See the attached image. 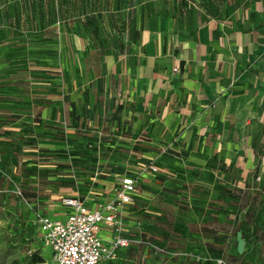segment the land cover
Returning a JSON list of instances; mask_svg holds the SVG:
<instances>
[{
    "label": "rangeland",
    "instance_id": "374dc122",
    "mask_svg": "<svg viewBox=\"0 0 264 264\" xmlns=\"http://www.w3.org/2000/svg\"><path fill=\"white\" fill-rule=\"evenodd\" d=\"M39 1L0 0V264H53L50 249L25 252L26 206L106 201L123 175L138 183L123 221L129 243L103 264H264V199L242 195L227 175L147 156L148 142L110 125L114 106L100 103L99 81L86 88L87 120H60L62 102L67 123L79 118V105L77 116L67 110L74 73L125 52L139 15L197 6L222 20L247 0H44L42 14ZM74 38L94 56L85 67L74 60Z\"/></svg>",
    "mask_w": 264,
    "mask_h": 264
},
{
    "label": "crops",
    "instance_id": "0c3cea01",
    "mask_svg": "<svg viewBox=\"0 0 264 264\" xmlns=\"http://www.w3.org/2000/svg\"><path fill=\"white\" fill-rule=\"evenodd\" d=\"M72 40L74 60L85 67L94 56L80 39ZM97 58L92 69L74 73L70 96L75 99L67 110L77 116L79 105V118L67 123L62 102L61 122L71 127L87 120L92 78L102 86L100 103L114 106L110 125L120 133L124 129L130 140L148 142L147 156L227 175L224 183L236 185L242 195L264 199V0H247L222 20L205 19L197 6L144 13L125 52ZM164 169L174 171L169 165ZM109 196L82 200L97 210L113 198V189ZM136 196L137 188L123 221ZM54 202L45 201L43 211L32 207L61 220L67 210ZM100 235L106 245L113 237L107 229Z\"/></svg>",
    "mask_w": 264,
    "mask_h": 264
},
{
    "label": "built area",
    "instance_id": "2783aa9c",
    "mask_svg": "<svg viewBox=\"0 0 264 264\" xmlns=\"http://www.w3.org/2000/svg\"><path fill=\"white\" fill-rule=\"evenodd\" d=\"M146 170L151 174L157 172L151 165ZM136 184L130 177H120L113 189V198L97 210L86 207L79 198H63L61 206L67 211L61 220L35 212L32 224L37 227V242L41 249H50L53 264H98L115 260L118 250L129 243L121 236L123 217L126 206L133 201ZM103 229L113 236L108 245L100 235Z\"/></svg>",
    "mask_w": 264,
    "mask_h": 264
},
{
    "label": "trees",
    "instance_id": "16d2710c",
    "mask_svg": "<svg viewBox=\"0 0 264 264\" xmlns=\"http://www.w3.org/2000/svg\"><path fill=\"white\" fill-rule=\"evenodd\" d=\"M39 2H40V14H42L44 9L46 8V4L44 3V0H40ZM156 169H157L156 173H153V174H151L149 172L148 173L151 174V175H158L159 174V170H158V168H156ZM123 177H130V178L134 179L136 181V183H137L136 177H132V176H129V175H124ZM116 185H117V183H116ZM116 185L114 187H116ZM136 188H137V184H136ZM24 205L26 206V204H24ZM26 208H27L28 213H29V218H28L29 222L26 223L25 228L29 232V235L27 234V236L25 237V240L28 243L27 247L25 248V252H26L27 255H29V257H33V256H36L37 253H39V251L41 249L39 243L37 242V227L32 224L33 215H34V213L36 211L33 209V207H27L26 206ZM28 251H31V252L28 254ZM117 255H118V253H117ZM109 262L110 261H103L101 263L103 264V263H109Z\"/></svg>",
    "mask_w": 264,
    "mask_h": 264
}]
</instances>
